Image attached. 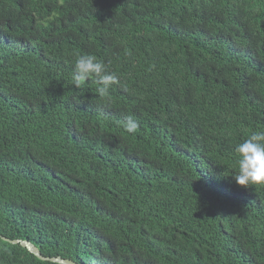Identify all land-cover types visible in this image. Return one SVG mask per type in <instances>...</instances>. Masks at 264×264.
<instances>
[{
    "label": "trees",
    "instance_id": "trees-1",
    "mask_svg": "<svg viewBox=\"0 0 264 264\" xmlns=\"http://www.w3.org/2000/svg\"><path fill=\"white\" fill-rule=\"evenodd\" d=\"M121 83L71 86L78 54ZM132 117L135 133L122 121ZM264 0H0V264H264Z\"/></svg>",
    "mask_w": 264,
    "mask_h": 264
},
{
    "label": "clouds",
    "instance_id": "clouds-1",
    "mask_svg": "<svg viewBox=\"0 0 264 264\" xmlns=\"http://www.w3.org/2000/svg\"><path fill=\"white\" fill-rule=\"evenodd\" d=\"M87 82L96 85V92L101 98L110 95L114 85L121 83L118 75L109 70V66L93 54H78L74 60L70 76V85L81 89ZM127 133H135L139 124L132 117L121 122ZM236 169L233 174L238 186H264V130L253 131L234 148Z\"/></svg>",
    "mask_w": 264,
    "mask_h": 264
},
{
    "label": "water",
    "instance_id": "water-1",
    "mask_svg": "<svg viewBox=\"0 0 264 264\" xmlns=\"http://www.w3.org/2000/svg\"><path fill=\"white\" fill-rule=\"evenodd\" d=\"M4 241L12 244V245H20L23 248H26L30 253L34 254L38 259L42 261H48L56 264H76L70 260L62 259L61 257H45L39 253V251L28 241L22 240H10L5 237H1Z\"/></svg>",
    "mask_w": 264,
    "mask_h": 264
}]
</instances>
